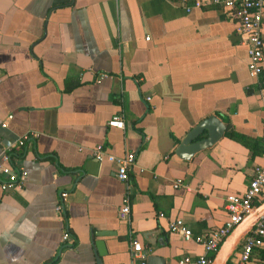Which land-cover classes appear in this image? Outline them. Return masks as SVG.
<instances>
[{
    "label": "crops",
    "instance_id": "0c3cea01",
    "mask_svg": "<svg viewBox=\"0 0 264 264\" xmlns=\"http://www.w3.org/2000/svg\"><path fill=\"white\" fill-rule=\"evenodd\" d=\"M248 64L237 22L220 7L0 0V157L38 135L13 158L28 173L23 188L0 191V264H132V240L147 264L205 255L169 225L183 219L194 236L218 230L226 198L243 195L262 163L264 88ZM116 115L125 129L109 126ZM211 116L226 125L224 136L180 157L183 139ZM98 145L136 155L130 222L120 218L125 184L115 164L94 159ZM178 180L185 186L175 188ZM67 230L72 243L62 241ZM263 252L251 264H264Z\"/></svg>",
    "mask_w": 264,
    "mask_h": 264
},
{
    "label": "built area",
    "instance_id": "2783aa9c",
    "mask_svg": "<svg viewBox=\"0 0 264 264\" xmlns=\"http://www.w3.org/2000/svg\"><path fill=\"white\" fill-rule=\"evenodd\" d=\"M187 12L204 6H216L232 20L237 22V33L244 38L249 57L248 69L250 75L257 79L264 88V37H263V19H264V0H180ZM108 75H101L100 80L108 78ZM148 100H150L148 98ZM109 126L120 130L125 129V122L122 115L114 116ZM37 134H26L12 149L4 151L0 157V191L10 193L23 188L28 178V173L24 166H16L13 163L14 155L17 150L22 149L30 140L37 138ZM92 155L98 163L109 162L117 166L116 177L125 184L126 193L123 206L120 210V218L130 222L132 213V185L130 184V171L136 164L135 153H127L124 157H116L110 154L103 145H98L92 150ZM184 183L178 180L175 188L184 187ZM264 193V136H263V154L262 163L254 169L253 178L247 191L241 196H228L226 198V210L228 220L218 230H214L206 236H194L192 230L186 225L183 219L171 221L169 231L180 235L185 241H195L205 250V255L195 259L186 257L179 264H212L215 255L219 251L225 239L232 231L251 213ZM69 193L62 192L59 195L58 203L55 207L56 215L62 216L65 211V203ZM163 217V215H161ZM62 241L72 243L71 234L64 232ZM264 245V215L257 223L256 227L243 241L237 255L236 264H251L253 254L256 249ZM131 252L134 258L132 264H147L146 251L141 243L132 240Z\"/></svg>",
    "mask_w": 264,
    "mask_h": 264
},
{
    "label": "water",
    "instance_id": "95a60500",
    "mask_svg": "<svg viewBox=\"0 0 264 264\" xmlns=\"http://www.w3.org/2000/svg\"><path fill=\"white\" fill-rule=\"evenodd\" d=\"M226 132V125L216 116H211L188 133L178 146L176 153L183 159L190 160L196 153L216 144ZM205 135L207 136L204 137ZM263 215L264 201L255 207L225 239L212 264H229L245 238L256 227ZM97 246L99 247V255H105L101 248L103 244L97 243ZM98 264H102V260H98Z\"/></svg>",
    "mask_w": 264,
    "mask_h": 264
},
{
    "label": "trees",
    "instance_id": "16d2710c",
    "mask_svg": "<svg viewBox=\"0 0 264 264\" xmlns=\"http://www.w3.org/2000/svg\"><path fill=\"white\" fill-rule=\"evenodd\" d=\"M229 136H230L231 138L235 139V140H240V141H242L240 138H238L236 135H234V134L231 133V132L229 133ZM259 204H260V202L256 201V202L254 203V206L257 207ZM262 254H263V256H264V252H263ZM211 258H215V257H213V255H212Z\"/></svg>",
    "mask_w": 264,
    "mask_h": 264
}]
</instances>
